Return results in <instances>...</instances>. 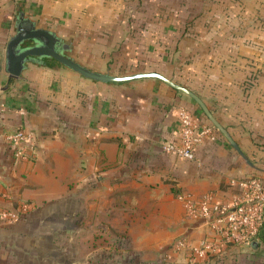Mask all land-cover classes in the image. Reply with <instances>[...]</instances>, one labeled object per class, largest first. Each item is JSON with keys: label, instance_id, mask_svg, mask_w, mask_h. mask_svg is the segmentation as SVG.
I'll return each instance as SVG.
<instances>
[{"label": "crops", "instance_id": "0c3cea01", "mask_svg": "<svg viewBox=\"0 0 264 264\" xmlns=\"http://www.w3.org/2000/svg\"><path fill=\"white\" fill-rule=\"evenodd\" d=\"M19 19L93 72H156L187 88L264 168V0H0V208L29 204L0 222V264H96L102 252L101 264H127V249L144 264H190L177 242L197 247L211 233L187 203H230L264 172L159 79L101 82L48 58L10 78L5 46ZM178 108L210 127L190 161L162 150ZM16 129L33 148L19 159L4 140Z\"/></svg>", "mask_w": 264, "mask_h": 264}, {"label": "built area", "instance_id": "2783aa9c", "mask_svg": "<svg viewBox=\"0 0 264 264\" xmlns=\"http://www.w3.org/2000/svg\"><path fill=\"white\" fill-rule=\"evenodd\" d=\"M1 109H4L3 103H0ZM176 116L178 129L172 139L163 142L162 150L190 161L197 144L210 134V127H198L193 114L184 108H178ZM4 140L15 159L23 158L27 150L33 149L30 135L19 129L5 133ZM240 186L239 196L230 203H210L206 198L187 203L188 214L202 218L211 233L197 247L177 242L187 263L198 264L208 256H219L226 248L248 246L257 241L259 228L264 224V179L252 176ZM28 210L29 204L22 201L12 209L0 208V222L14 221Z\"/></svg>", "mask_w": 264, "mask_h": 264}, {"label": "water", "instance_id": "95a60500", "mask_svg": "<svg viewBox=\"0 0 264 264\" xmlns=\"http://www.w3.org/2000/svg\"><path fill=\"white\" fill-rule=\"evenodd\" d=\"M29 42L26 44V42ZM25 42V43H24ZM58 38L43 28H35L31 22L19 19L14 34L8 39L5 46V66L10 78H17L29 57L51 58L60 65L80 74L83 77L101 82H124L139 78H156L170 87L191 97L199 106L210 124L225 138L226 142L240 156L243 162L255 171L264 172V168L253 164L231 139L227 131L216 121L205 104L193 92L180 86L156 72H138L128 75H110L93 72L62 53L58 45ZM62 48V47H61Z\"/></svg>", "mask_w": 264, "mask_h": 264}, {"label": "rangeland", "instance_id": "374dc122", "mask_svg": "<svg viewBox=\"0 0 264 264\" xmlns=\"http://www.w3.org/2000/svg\"><path fill=\"white\" fill-rule=\"evenodd\" d=\"M67 58L72 59L67 53L65 54ZM40 59L39 57H29L28 61H33ZM73 60V59H72ZM62 66V65H61ZM236 249L245 250L243 253L238 252L228 257L222 258L217 264H264V248H261L257 251L250 249V246H242ZM262 250V251H261ZM127 263V262H126ZM215 264V263H212Z\"/></svg>", "mask_w": 264, "mask_h": 264}, {"label": "trees", "instance_id": "16d2710c", "mask_svg": "<svg viewBox=\"0 0 264 264\" xmlns=\"http://www.w3.org/2000/svg\"><path fill=\"white\" fill-rule=\"evenodd\" d=\"M264 231V229H262L261 231L259 230L258 231V234H257V237L261 239V242L264 244V238L262 236V232ZM123 242L122 241H119V245L122 246ZM250 247H252L253 249L255 250H259L260 249V242L257 241H254L252 242L250 245ZM262 251V250H261ZM126 254L127 256L129 257L128 260H127V264H144L143 261L139 258H137L138 254L135 253V252H131L130 250H126ZM111 258V255L110 253H106V252H102L100 253L99 255L96 256L95 258V261H96V264H101L103 262H107V260ZM222 258L220 257H213V256H208L207 258H205V260H202L200 263L198 264H211L212 263H219V261L221 260ZM108 264H121V261H119V263L115 260V261H111L109 262ZM124 264V263H122ZM159 264H167V263H159Z\"/></svg>", "mask_w": 264, "mask_h": 264}, {"label": "flooded vegetation", "instance_id": "af4514ba", "mask_svg": "<svg viewBox=\"0 0 264 264\" xmlns=\"http://www.w3.org/2000/svg\"><path fill=\"white\" fill-rule=\"evenodd\" d=\"M25 43V42H24ZM29 42L27 41L26 44H28ZM65 50V49H64ZM64 52V51H63ZM50 62H54L55 60L51 59V58H48Z\"/></svg>", "mask_w": 264, "mask_h": 264}]
</instances>
